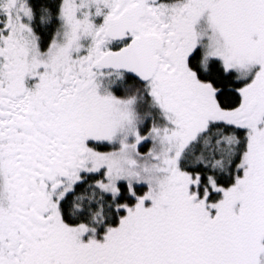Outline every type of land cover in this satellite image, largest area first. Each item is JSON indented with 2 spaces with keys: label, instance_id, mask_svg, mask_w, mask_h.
<instances>
[{
  "label": "snow or ice",
  "instance_id": "1",
  "mask_svg": "<svg viewBox=\"0 0 264 264\" xmlns=\"http://www.w3.org/2000/svg\"><path fill=\"white\" fill-rule=\"evenodd\" d=\"M0 264H264V0H0Z\"/></svg>",
  "mask_w": 264,
  "mask_h": 264
}]
</instances>
